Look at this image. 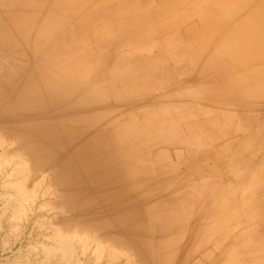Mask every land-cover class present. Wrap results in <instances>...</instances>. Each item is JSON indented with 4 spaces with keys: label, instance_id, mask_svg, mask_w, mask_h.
<instances>
[{
    "label": "rangeland",
    "instance_id": "374dc122",
    "mask_svg": "<svg viewBox=\"0 0 264 264\" xmlns=\"http://www.w3.org/2000/svg\"><path fill=\"white\" fill-rule=\"evenodd\" d=\"M222 1L198 0L189 16L208 17L220 11L234 14L236 7L232 0H224L225 4ZM28 2L0 0L1 27L7 29L15 6ZM46 3L51 20L56 16L51 6L59 4L61 26L57 29L52 23L48 33L59 34L62 30L63 39L50 41L45 47L33 36L27 50V46L11 50L13 61L4 57L0 123L5 130L13 124L21 126L20 129L23 125L24 142V135H16L15 147L20 138L24 144L28 140L27 144L34 146L26 144V150L30 146L33 152L35 147L39 150L37 155L41 152V160L43 155L44 161H51L52 165L46 163L56 172L49 177L62 178L63 183L61 180L58 183L63 184L59 185L67 199L43 197L42 192L33 203L18 201V190L13 186L18 176L12 174L13 165L4 167L0 176V264H62V254L49 251L53 246V224L66 219L68 213H64L65 217L58 213L59 220L52 217L57 203L59 207L61 201L69 202L68 198L71 200L67 203L70 209L67 218L80 217L87 224L91 222L93 229H103V234L112 237L115 234L114 239L123 240L134 251L131 264H189L177 254L185 243L186 232L189 236L198 234L202 222L196 218L198 213L204 221L202 230L209 224L220 237L212 244L215 249L207 247L190 264H212L211 256L225 254L234 246L247 252L263 246L264 25L255 36L262 40L251 42L238 60L222 57L217 47L211 45H192L191 36L178 23V14L166 18L152 14L158 11L159 0L95 3L46 0ZM245 40L249 41L246 35ZM60 50L62 72L56 62L52 63L54 54L58 60ZM241 63L249 64L255 73L244 70ZM21 65H26L27 70ZM50 67L54 76L46 87L43 80L48 78L46 70ZM12 70L16 75H10ZM196 144H200L198 148ZM13 146L8 147L12 151L18 149ZM1 149V157L5 159L8 154ZM10 157H15L13 152ZM33 188L30 186L27 192ZM200 202L203 208L197 209ZM224 202L227 204L223 205ZM79 204L83 212L90 213H83L84 217L95 212L94 220L93 216L88 221L87 216L84 219L82 214L74 215L82 212L78 211ZM220 206L225 212L222 219ZM220 225L237 226L240 230L228 231ZM93 249L78 255L80 264L126 263L124 257L109 251L97 259Z\"/></svg>",
    "mask_w": 264,
    "mask_h": 264
},
{
    "label": "bare ground",
    "instance_id": "6f19581e",
    "mask_svg": "<svg viewBox=\"0 0 264 264\" xmlns=\"http://www.w3.org/2000/svg\"><path fill=\"white\" fill-rule=\"evenodd\" d=\"M100 0H93V2H97ZM116 1V0H115ZM121 0H117V2H120ZM197 1L198 0H159V3L157 4L156 7V11L155 13L153 12V15H159L160 17H171L174 14H178V23L183 26L185 28V32L186 35L191 36V39L189 40V42L192 45H196L197 46H206V45H211L214 48H216V50L218 51L219 55L223 56H227L230 57L232 56L234 59H241V51L246 48L251 42H258L260 39H256V33L258 31V29L264 25V0H232V3L235 5L236 10L234 12V14H228L224 11H220L219 14L214 13V14H210V16L208 17H196L195 19H193L191 16H189V12L191 10H193L192 6L197 5ZM206 1V0H204ZM23 2V1H22ZM71 2V1H70ZM90 2H92V0H90ZM23 4V3H22ZM49 4V3H48ZM48 4L46 3V0H29L28 4H23L20 6H15L14 9L16 10L15 14L13 15L12 19H10V24L8 25L7 29H4V27H1L0 25V74L1 71L3 69L4 64L2 65V60L4 59V57H7L8 59H12V54H11V50H15V47L19 46V47H25L27 45H30V38L33 39V36L36 40L41 41V44L43 43L46 47V44L52 43V41L54 42H58L60 39L62 38L61 32L60 31L59 34L55 33H48V30H52L51 25L53 23V27L56 26L57 29L60 28L61 26V18L59 16V4L58 5H53L51 6V12L52 11H56V16L54 18H52V20L49 18V12H48ZM222 4L224 3V0L222 1ZM3 5L0 4V8ZM1 10V9H0ZM3 11V10H2ZM78 15V14H75ZM51 17V16H50ZM157 17V16H156ZM253 17V18H252ZM158 18V17H157ZM5 19V18H4ZM86 19V18H85ZM84 20V19H82ZM250 20L252 21V23L250 24ZM254 20V21H253ZM1 24V23H0ZM5 24V23H4ZM8 24V23H7ZM5 26H7L5 24ZM57 31V30H56ZM78 31V30H77ZM58 32V31H57ZM38 33V34H37ZM48 33V34H47ZM52 34V36H51ZM79 34V32L77 33ZM245 35L248 36L249 41L245 40ZM260 35V34H259ZM252 36V38H251ZM261 36V35H260ZM81 37V36H80ZM60 38V39H59ZM75 38V37H73ZM82 38V37H81ZM79 39V38H78ZM85 40V38H83ZM83 40V41H84ZM43 41V42H42ZM76 41V40H74ZM214 41H219L220 44L215 43ZM60 43V42H59ZM80 43H82L80 41ZM261 44V43H260ZM219 45V46H218ZM32 47L34 46L33 44L31 45ZM48 46V45H47ZM50 46V45H49ZM18 47V48H19ZM40 47H42V45H40ZM44 47V48H45ZM67 47V46H66ZM72 47V46H71ZM70 47V48H71ZM261 47V46H260ZM35 48V47H33ZM53 49H55L54 44H53ZM17 49V48H16ZM28 49V46L25 50ZM77 49V48H76ZM201 49V48H200ZM25 50H22L23 52H25ZM44 50V49H42ZM71 50V49H69ZM195 50V49H194ZM17 51V50H16ZM34 51V50H33ZM101 51V50H100ZM14 52V51H13ZM29 54V51H26V54ZM61 52L62 50H60L58 53V60L55 57L56 54L53 55L54 59L52 63L57 64L58 68L62 70V66L60 64L61 62ZM194 52V51H193ZM196 52V51H195ZM202 52V49L199 51V53ZM252 52V51H251ZM16 53V52H15ZM13 53V54H15ZM19 53V52H18ZM21 53V52H20ZM68 53H70V51H68ZM23 54V53H22ZM63 54V53H62ZM210 54V52H209ZM25 55V54H24ZM68 55V54H67ZM9 56V57H8ZM16 59L18 57L17 53L16 55ZM75 56V55H74ZM23 57V56H22ZM210 57V56H209ZM21 58V57H20ZM15 59V58H14ZM14 59H12L11 61H13ZM27 59V58H26ZM5 59V61H7ZM8 60V61H10ZM37 60V59H35ZM237 60V61H238ZM46 61V60H45ZM69 61V59H68ZM218 61V60H217ZM254 61V60H253ZM41 62V61H40ZM248 62V61H247ZM48 62H46L47 64ZM70 63V62H69ZM208 63V62H207ZM257 63V62H256ZM260 63V62H259ZM23 64H27V63H22ZM202 64V63H201ZM20 65V64H19ZM21 65V67H22ZM40 65V64H39ZM244 70H247L249 73L254 74L255 70L253 67H249V64L244 65V64H240ZM14 66V65H13ZM26 66V65H24ZM23 66V67H24ZM28 66V64H27ZM26 66V67H27ZM51 66V65H50ZM222 66V65H221ZM225 66V65H224ZM7 67V66H6ZM11 67V66H10ZM17 67V66H16ZM22 67V68H23ZM44 67V66H43ZM49 67V66H48ZM208 67V66H207ZM25 68V67H24ZM53 67H50L49 70L47 71V76L48 78L46 80H43V83L46 84V87L48 86L49 80L52 78V76H54V73L51 74L50 70H52ZM221 68V67H220ZM8 67L7 70L8 71ZM12 69V67H11ZM10 69V70H11ZM14 69V68H13ZM17 69L19 70L20 67ZM16 69V70H17ZM27 70V68H25ZM21 72V69L19 70ZM25 71V70H24ZM12 72H16L14 70H12L10 72V75H16ZM19 72V73H20ZM23 72V70H22ZM21 72V73H22ZM27 72V71H26ZM39 72V69H38ZM42 72V71H41ZM5 74V72H4ZM38 74V73H37ZM42 74V73H40ZM9 75V76H10ZM23 75V74H22ZM15 77V76H14ZM21 79V76H19ZM27 77V76H26ZM29 77V76H28ZM27 77V78H28ZM39 77V76H38ZM264 78V77H263ZM1 79V78H0ZM13 79V78H11ZM26 79V78H25ZM23 79V80H25ZM22 80V83H25V81ZM2 81V80H1ZM4 81V79H3ZM32 80H30L31 82ZM262 81V80H261ZM16 82V81H15ZM28 82V81H27ZM256 82V81H255ZM259 82V81H258ZM36 83V82H35ZM41 84V82H39ZM262 84V83H261ZM6 85V84H5ZM28 86V84H27ZM37 86V85H36ZM34 87V85H33ZM82 87V86H81ZM30 88V87H29ZM263 88V86H262ZM38 89V93H39V88ZM36 89V91H37ZM264 89V88H263ZM31 90V88H30ZM92 90V89H91ZM264 91V90H263ZM262 91V92H263ZM3 92V91H1ZM27 92V91H26ZM29 92V91H28ZM31 92V91H30ZM33 92V90H32ZM54 93V92H53ZM72 93V92H71ZM180 93V92H179ZM23 94V93H22ZM20 94V96L23 97V95ZM247 94V93H246ZM3 95V94H2ZM73 95V93H72ZM71 95V96H72ZM27 96V95H26ZM40 96V95H39ZM53 96V95H52ZM51 96V98H52ZM168 96V95H167ZM54 97V96H53ZM67 97V96H66ZM70 97V96H69ZM68 97V98H69ZM239 97V96H238ZM26 98V97H25ZM42 98V97H41ZM43 98H44V94H43ZM42 98V99H43ZM50 98V99H51ZM64 98V97H62ZM48 99V98H47ZM49 99V100H50ZM53 99V98H52ZM248 99V98H247ZM44 100V99H43ZM48 100V102H49ZM58 100V99H57ZM62 100V99H61ZM59 100L58 102L61 103ZM47 101L46 98L44 100V102ZM47 103V102H46ZM53 103V102H52ZM63 103V101H62ZM107 103V102H106ZM238 103V102H237ZM58 104V103H57ZM235 104V103H234ZM57 107V105H56ZM208 109V108H207ZM42 110V109H41ZM49 111V110H48ZM207 111V110H206ZM50 112V111H49ZM111 112V111H110ZM212 114V113H211ZM55 115V114H54ZM61 115V114H60ZM59 116V115H58ZM60 122V121H58ZM103 122V121H102ZM1 124V123H0ZM21 125V124H20ZM222 125V123H221ZM4 126V125H3ZM2 124L0 125V148H2L3 150H7L6 153L5 151L4 154H11L13 152V155L15 157H10L8 159V155L7 157H5V159H3V157H1L0 154V176L4 170V167L9 165H13V169H12V174L14 173L16 176H18V181H16L14 183L13 186H15L18 190L16 199L18 201H30V202H34L36 201V198L38 197V194L43 192L42 196H48V198H56V197H60V199L64 196L63 194V190L61 188V186H63V182H62V178L60 179L62 183H58L60 180L55 179L53 180V178L49 176H51V174H54L56 171V169H52L50 170L49 168H51V166L47 165L46 162H48L47 160H45V157L42 155V157L44 158L43 160H41L40 156L37 155L39 153V150H37L35 147H33V152L30 150V146L32 144H27V143H21L22 141L24 142V137L25 135V129L22 125V129H20L21 126H19L18 124H13L11 126H7L6 130L4 129L5 127H3ZM173 126V125H172ZM7 128L9 130H7ZM169 128V127H168ZM169 130V129H168ZM164 131V129H163ZM210 131V130H209ZM23 136V140L21 141L22 138H20V143L18 142V145L21 144L20 147H15L16 145L14 144L18 137H20L19 135ZM18 135V137L16 136ZM247 135V134H246ZM17 138V139H16ZM27 139V138H26ZM228 139V138H227ZM231 139V138H230ZM233 140V139H232ZM18 141V140H17ZM16 141V143H17ZM250 143V142H249ZM23 144L25 146H23ZM29 146V149L26 150L25 148H27ZM195 144V143H194ZM14 145V146H13ZM189 145V144H187ZM197 148L199 147L198 145L200 144H196ZM245 145V144H244ZM250 145V144H249ZM8 146H13V148H18V149H13L14 151H12ZM34 146V145H32ZM7 147V148H6ZM260 147V146H259ZM172 148V147H171ZM9 149L11 150L10 153L8 152ZM255 149V147H254ZM203 150V149H202ZM230 150V149H229ZM253 150V149H252ZM28 151V152H27ZM37 152V153H34ZM42 151V150H41ZM184 151V150H183ZM204 151H206V149H204ZM233 152V151H232ZM228 153V152H227ZM245 153V152H244ZM248 154V153H247ZM80 155V154H79ZM226 155V154H225ZM234 155V154H233ZM245 155V154H244ZM259 155V154H257ZM11 156V155H10ZM223 156V155H221ZM122 157V156H121ZM228 157V156H227ZM247 157V156H246ZM264 157V156H263ZM14 158L17 159V161H14ZM231 158V157H230ZM240 158V157H239ZM244 158V157H243ZM250 158V157H249ZM257 158V157H256ZM220 159V158H219ZM226 161V160H225ZM252 161V160H251ZM46 164H45V163ZM51 161L48 162V164H50ZM74 162V161H73ZM52 163V162H51ZM225 163V162H224ZM235 163V162H232ZM242 163V162H241ZM244 163V162H243ZM53 164V163H52ZM50 164V165H52ZM75 164V163H74ZM226 164V163H225ZM47 165V166H46ZM232 165V164H231ZM234 165V164H233ZM242 165V164H241ZM49 166V167H48ZM55 166V165H54ZM57 166V165H56ZM73 166V165H72ZM75 166V165H74ZM53 167V166H52ZM7 168V167H6ZM12 168V167H11ZM57 168V167H56ZM74 168V167H73ZM94 168V167H93ZM98 168V167H97ZM240 169V168H239ZM264 169V168H263ZM222 170V169H221ZM226 170V169H224ZM76 171V168H75ZM79 171V170H78ZM244 171V169H243ZM44 172H46L44 174ZM229 172V171H228ZM59 173V172H58ZM50 174V175H49ZM57 174V173H56ZM218 174V172H217ZM55 175V174H54ZM53 176V175H52ZM210 176V175H209ZM63 177V176H62ZM206 177V175H205ZM212 177V176H211ZM217 177V176H216ZM200 178V176H199ZM214 178V175L213 177ZM211 178V179H212ZM189 179V178H188ZM202 179V178H201ZM209 178H207L208 180ZM261 179V178H260ZM85 180V179H84ZM83 180V181H84ZM187 180V179H186ZM199 180V179H198ZM197 180V181H198ZM217 180V179H216ZM230 180V179H229ZM259 180V179H258ZM86 181V180H85ZM205 181V180H204ZM202 181V182H204ZM220 181V180H218ZM224 181V180H223ZM228 181V180H227ZM244 182V181H243ZM83 183V182H82ZM198 183V182H197ZM201 182H199L198 184H200ZM231 183V182H230ZM241 183V182H240ZM59 184H62L61 186ZM181 184V183H180ZM188 184V183H187ZM191 184V183H190ZM193 184V183H192ZM202 184V183H201ZM207 184V183H206ZM210 184V182H209ZM211 185V184H210ZM214 185V184H213ZM216 185V184H215ZM217 185H220L217 183ZM225 185V184H224ZM30 186H34L35 188H33L32 192L28 193L27 190L30 188ZM84 186V185H83ZM185 186V184H184ZM198 186V185H197ZM204 186V183H203ZM67 187V186H66ZM88 187V186H87ZM65 188V187H64ZM86 188V187H85ZM220 188V187H219ZM62 190V191H61ZM220 190V189H219ZM223 190V189H222ZM179 191V190H178ZM177 191V192H178ZM197 191V190H196ZM84 193V192H83ZM82 193V195H83ZM93 193V191H92ZM89 194V193H88ZM225 194V193H224ZM71 195V194H69ZM68 195V196H69ZM87 194H85L86 196ZM239 195L241 196L242 193L239 190ZM82 197V196H80ZM87 197V196H86ZM92 197V196H91ZM64 198V197H63ZM79 198V197H78ZM85 198V197H83ZM221 198V197H220ZM59 198H57L56 200L60 202V200H58ZM65 199V198H64ZM67 199V198H66ZM65 199V200H66ZM69 202L71 200V198H68ZM74 199V197H73ZM91 199V198H89ZM94 199V197H93ZM92 199V200H93ZM189 199V198H188ZM263 199V198H262ZM47 200V199H46ZM56 200L55 203H56ZM63 200V199H62ZM64 200V201H65ZM84 201V199H81ZM218 200V199H217ZM224 200V199H223ZM51 201H53L51 199ZM50 201V202H51ZM68 201V200H67ZM86 201V200H85ZM87 201L90 202L87 198ZM259 201V200H258ZM45 202V201H44ZM43 202V203H44ZM49 202V201H48ZM69 202L63 203L61 201V205L58 207V203H57V207L56 209H53L55 214L53 215L52 218H56L57 220H59L60 216L58 213H61V216L65 217L64 213H70V209H69ZM93 202V201H92ZM218 202V201H217ZM24 203V202H23ZM28 203V202H27ZM68 203V204H67ZM74 203V201H73ZM97 203V202H96ZM100 203V202H99ZM51 204V203H50ZM91 204V203H90ZM227 202L223 205H226ZM97 205V204H96ZM103 205L102 203L100 204V206ZM49 206V205H48ZM52 206V205H51ZM76 206L77 204L73 205V207ZM92 206V205H91ZM40 207H42L40 205ZM72 207V208H73ZM83 207V205H82ZM95 207V206H94ZM99 207V206H98ZM96 207V208H98ZM103 207V206H102ZM105 207V206H104ZM227 207V206H225ZM49 208V207H48ZM52 208H54L52 206ZM95 208V209H96ZM203 208V204L200 202L198 203V207L197 209H202ZM78 209V208H76ZM84 209V208H83ZM86 209V208H85ZM91 209V208H90ZM104 209V208H103ZM107 209V208H106ZM213 209V208H212ZM227 209V208H226ZM50 210V211H53ZM75 210V209H73ZM72 210V211H73ZM81 210L80 209V204H79V209L78 211ZM190 210V209H189ZM192 210V208H191ZM220 219H222V214L224 209L221 208L220 206ZM76 211V212H78ZM82 211V210H81ZM91 211V210H90ZM98 211V210H97ZM212 211V210H211ZM217 211V210H216ZM226 211V210H225ZM93 212V210H92ZM75 213V211H74ZM80 213V212H79ZM83 213H87V211L85 210L84 212L82 211L80 214L77 213L74 214L75 216H83ZM227 213V211H226ZM236 213V212H235ZM58 214V215H57ZM66 215V219L62 218L61 220H59L58 222H55L53 225V234L51 236V239L53 240V246L50 249V254H62L63 259H62V264H80L79 262V258L78 255H83L85 254L88 250H91L92 247H94L93 252L96 255L97 259H100L103 255V253L105 251H109V252H115L113 254H119L120 257H124L126 259V263L125 264H131V255L133 256V260H134V251L132 252L131 249L128 248V246H126L122 241L118 242V240L114 239V235H113V239L116 241H112V238L108 235V233L103 234L102 232V227L100 229H93L92 226L90 225L91 222H88L89 224H87V221H82L79 220L80 217L76 218L72 217L74 219H68ZM90 214V213H87ZM87 214H84L86 218ZM95 214V212H94ZM94 214L89 215V217L93 216V220H94ZM100 214V213H99ZM103 214V213H102ZM237 214V213H236ZM101 215V214H100ZM100 215H98L100 217ZM114 215V214H113ZM117 215V214H115ZM212 215V214H211ZM232 215V214H231ZM59 216V218H58ZM71 216V215H70ZM97 216V217H98ZM107 216V215H106ZM210 216V215H209ZM208 216V217H209ZM215 216V215H214ZM88 217V216H87ZM89 217H88V221H89ZM95 217V220L96 218ZM112 217V216H110ZM114 217V216H113ZM212 217V216H211ZM232 217V216H231ZM49 219L50 221H52L53 219ZM70 218V217H69ZM82 218V217H81ZM102 218V217H101ZM100 218V219H101ZM176 218V217H175ZM196 218L197 219H202V215L201 214H196ZM78 219V220H77ZM123 219V218H122ZM214 219V218H213ZM219 219V218H218ZM219 219V220H220ZM226 219V217H225ZM228 219V218H227ZM235 219V218H234ZM233 219V220H234ZM55 220V219H54ZM91 220V218H90ZM205 220V219H204ZM215 220V219H214ZM98 221V220H97ZM124 220L121 221V223ZM184 221V220H183ZM213 222V220H211ZM216 221V220H215ZM230 221H232L230 219ZM94 222V221H93ZM108 222V220H107ZM110 222V221H109ZM202 222L200 225V230L198 232V234H196L197 232H195L193 235L189 236L186 232L185 236H184V241L185 243H182L181 248H179L178 250V256L179 259H183L186 263L190 262L192 263L193 260H195L197 258L198 255H200L201 253H203L207 247L209 246H213L212 244L215 243V241L217 240V237H220V233L214 232L212 230V228L209 226V224L206 225V228L202 230ZM233 222V221H232ZM47 223V220H46ZM99 224V222H97ZM101 223V222H100ZM124 223V222H123ZM122 223V224H123ZM181 223V222H180ZM96 224V222H95ZM97 224V225H98ZM108 224V223H107ZM120 224V223H119ZM185 224V223H184ZM229 224V223H228ZM51 225V224H50ZM49 225V227H51ZM101 225V224H100ZM99 225V226H100ZM103 225V224H102ZM121 225V224H120ZM93 226H95L93 224ZM108 226V225H107ZM114 226V225H113ZM124 226V225H123ZM122 226V227H123ZM221 226V225H220ZM98 227V226H96ZM180 227V226H179ZM193 227V226H192ZM223 229H226L228 231H232V230H240L237 226H221ZM100 228V227H99ZM108 228V227H107ZM111 228V227H110ZM120 229H122L121 227H119ZM189 228V227H188ZM194 228V227H193ZM182 229V228H181ZM190 229V228H189ZM196 229V228H195ZM126 230V229H125ZM256 230V229H255ZM107 231V230H106ZM175 231V230H174ZM105 232V230L103 231ZM112 232H114V230L112 229ZM119 232V231H117ZM122 232V231H121ZM119 232V233H121ZM226 232V231H225ZM241 232V231H240ZM115 233V232H114ZM168 233V232H167ZM233 233V232H232ZM103 234V235H101ZM113 234V233H111ZM123 234V233H122ZM227 234V233H226ZM121 235V234H118ZM118 235H116L115 237L117 238ZM176 236V235H175ZM233 236V235H232ZM182 237V236H181ZM231 235L228 237L230 238ZM235 237V236H233ZM126 238V237H125ZM236 238V237H235ZM257 238V237H256ZM181 239V238H180ZM128 240V238H127ZM233 240V238H232ZM131 241V240H130ZM132 243V242H131ZM130 243V247L132 246ZM76 244V247H74V245ZM121 244V245H120ZM225 244V243H224ZM134 247V246H133ZM235 249H227L225 251V254L222 255H213L211 256V263L212 264H264V245L259 247V249L257 248H253L252 250H249L247 252V250L243 251L241 247L239 246H234ZM136 248V247H135ZM134 248V249H135ZM213 248L215 249L216 247L213 246ZM133 250V249H132ZM141 250V249H140ZM139 250V251H140ZM138 252V251H137ZM218 252V251H217ZM133 253V254H132ZM142 253V251L140 252ZM214 253V252H213ZM93 254V255H94ZM108 254V253H107ZM182 254H184V257H181ZM212 254V253H211ZM138 255V254H137ZM177 255L175 257H177ZM112 256V255H111ZM116 256V255H115ZM143 256V254H142ZM136 257V255H135ZM60 258V257H59ZM137 258V257H136ZM244 258V259H243ZM106 259V258H105ZM60 260V259H59ZM173 259H171L172 262ZM89 261V260H88ZM118 261V260H117ZM179 262V261H178ZM199 263V262H198ZM111 264V263H110ZM134 264V262H133Z\"/></svg>",
    "mask_w": 264,
    "mask_h": 264
}]
</instances>
